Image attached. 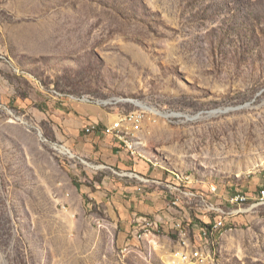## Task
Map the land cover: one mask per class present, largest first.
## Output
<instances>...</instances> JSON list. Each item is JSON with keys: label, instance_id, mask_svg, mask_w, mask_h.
I'll use <instances>...</instances> for the list:
<instances>
[{"label": "rangeland", "instance_id": "obj_1", "mask_svg": "<svg viewBox=\"0 0 264 264\" xmlns=\"http://www.w3.org/2000/svg\"><path fill=\"white\" fill-rule=\"evenodd\" d=\"M80 112L100 130L143 113L121 128L154 177L258 195L264 0H0V264H172L193 246L190 229H169L187 212L164 205L156 237L137 238L142 223L124 234L90 191L110 200L111 179L142 183L68 145L64 121ZM208 243V260L185 264H264V203Z\"/></svg>", "mask_w": 264, "mask_h": 264}, {"label": "built area", "instance_id": "obj_2", "mask_svg": "<svg viewBox=\"0 0 264 264\" xmlns=\"http://www.w3.org/2000/svg\"><path fill=\"white\" fill-rule=\"evenodd\" d=\"M137 114L143 113L129 114L120 118L111 126H107L104 130L107 134L113 135L116 140L120 141L128 153L133 157H135L134 154L123 140V133L129 130L121 128V121L132 123V116H136ZM99 130V124H90L85 127L87 134H92ZM135 176H137L142 183L140 190L145 198L150 196L145 190L146 186H162L166 193L167 208L175 209L176 207H180L184 209L183 212H187V219L185 222H170L169 229L170 226H177L178 233H183V229H190L193 238V246H186L184 243L182 249L171 255L170 261L172 264L192 263L208 260L211 257L208 232L215 221H222L221 217H217V209H225V212H233L234 216L237 217L241 214V209H252L258 203H264V187L260 190L258 195L255 196H251L250 193L244 191H238L226 197H222L219 187L193 189L192 181H186L185 185H177L176 181H170V176L165 178L140 176L137 174H135ZM192 214H194L195 220L191 218ZM140 223H154L155 228H164L163 222L151 215H135L133 227ZM133 227L131 233L134 237ZM189 247L201 248V255H189Z\"/></svg>", "mask_w": 264, "mask_h": 264}, {"label": "crops", "instance_id": "obj_3", "mask_svg": "<svg viewBox=\"0 0 264 264\" xmlns=\"http://www.w3.org/2000/svg\"><path fill=\"white\" fill-rule=\"evenodd\" d=\"M90 110H94V108H90ZM86 114L88 115V112ZM87 115L81 113L77 117H70L64 121V125L69 131V137L66 142L70 147L76 149L77 154L95 155V157L103 159L110 169L136 173L140 176H153L152 173H149L151 167L137 160V158L133 159L128 151L123 148L121 142L116 140L114 136L107 134L104 130H99V133L94 132L86 135L84 133L85 127L90 124H99L100 121L96 116L86 117ZM96 148L97 150H95ZM155 176L158 177L157 175ZM110 187L108 190L109 194L111 193L110 200L105 198L104 193L100 190L90 191L91 198L105 206L109 216L116 220V224L120 222L121 226L126 230L124 234L129 235L130 233L132 235L135 215H151L160 220L167 218L161 211L162 209L164 210L166 201H162L160 198H153V196L145 198L140 190V185H131L126 179L120 178L116 183L111 179Z\"/></svg>", "mask_w": 264, "mask_h": 264}, {"label": "bare ground", "instance_id": "obj_4", "mask_svg": "<svg viewBox=\"0 0 264 264\" xmlns=\"http://www.w3.org/2000/svg\"><path fill=\"white\" fill-rule=\"evenodd\" d=\"M137 104L148 109V110H150V111H152V112H154V113L162 114L161 112L157 111L156 109L150 108L148 106H144L143 104H140V103H137ZM123 140L126 143V146H129L130 151L133 154H135L136 151L134 150V146L131 144V142L127 138L124 137V134H123ZM62 147H64V146H62ZM65 149H64V151H67V152L71 151L70 149H69L70 150L69 151L68 148H65ZM170 181H176L177 185H185L186 181H192L193 182L191 175H187V174H183V173H176V172L172 173L170 175ZM216 187H218V186L213 183L208 188H216ZM193 189H198V188L193 186ZM247 210H250V209H241V214L243 212H247ZM217 217H221L222 221H215L211 225V228L209 229V232H208V237H209V235L212 234L213 231H216V232L219 230L222 231V230L227 229L228 227H231L235 223V218H236L234 216L233 212H225V209H217ZM173 222H182V221L180 219H175ZM141 225H142V228L136 234L137 238H139V239H144V238L150 237V236L156 237V235H158L159 232L162 230V228H155L154 223H142ZM175 228L178 230L177 226H175ZM180 236L185 238L186 232L184 229H183V233H180ZM199 254H200V252L197 251L195 255H199ZM189 255H194V254L189 253Z\"/></svg>", "mask_w": 264, "mask_h": 264}, {"label": "water", "instance_id": "obj_5", "mask_svg": "<svg viewBox=\"0 0 264 264\" xmlns=\"http://www.w3.org/2000/svg\"><path fill=\"white\" fill-rule=\"evenodd\" d=\"M228 110H229V109H227L226 111H228ZM40 136H42L41 133H40Z\"/></svg>", "mask_w": 264, "mask_h": 264}]
</instances>
